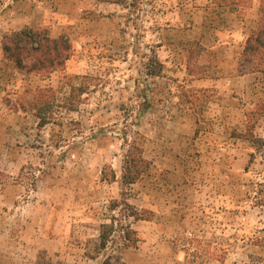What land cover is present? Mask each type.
Instances as JSON below:
<instances>
[{"label": "rangeland", "instance_id": "rangeland-1", "mask_svg": "<svg viewBox=\"0 0 264 264\" xmlns=\"http://www.w3.org/2000/svg\"><path fill=\"white\" fill-rule=\"evenodd\" d=\"M261 23L264 0H0V51L26 27L72 46L49 75L0 61V264H264ZM132 146L149 170L125 186ZM125 221L137 244L101 250Z\"/></svg>", "mask_w": 264, "mask_h": 264}, {"label": "trees", "instance_id": "trees-1", "mask_svg": "<svg viewBox=\"0 0 264 264\" xmlns=\"http://www.w3.org/2000/svg\"><path fill=\"white\" fill-rule=\"evenodd\" d=\"M104 3L119 4L124 7H133L137 0H97ZM2 51L5 58L15 64L22 71L28 73H40L49 75L55 71H64L66 62L71 56L72 46L67 36H59L52 38L48 31L36 30L32 28H23L19 31H13L10 34L4 35L2 38ZM245 61L249 65H253L256 69L264 73V24L261 23L257 31L248 39L245 47ZM148 66V75L158 77L162 71V64L159 62L158 56L154 54ZM79 78V77H76ZM83 91V90H81ZM44 96L39 94L34 98V106L38 109L37 117L40 119L39 125L45 126L50 119L47 114L51 106L44 101ZM78 101V102H77ZM71 103V111L75 110L77 100ZM264 116V105L260 110ZM260 141V140H259ZM149 170L148 162L143 158L140 148L132 146L126 153L123 164L122 180L125 186L132 185L139 181ZM125 218H133L136 221L147 220L125 203ZM120 228V247L129 248L135 246L138 242L135 237V232L131 229L129 223L117 224L115 222L103 223L99 230V248L104 250L111 241L113 234L118 232Z\"/></svg>", "mask_w": 264, "mask_h": 264}, {"label": "crops", "instance_id": "crops-1", "mask_svg": "<svg viewBox=\"0 0 264 264\" xmlns=\"http://www.w3.org/2000/svg\"><path fill=\"white\" fill-rule=\"evenodd\" d=\"M3 57L5 58V56H4V54H3V51H0V61H1V60H5V59H3Z\"/></svg>", "mask_w": 264, "mask_h": 264}]
</instances>
